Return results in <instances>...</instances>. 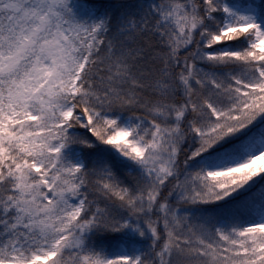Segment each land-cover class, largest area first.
Wrapping results in <instances>:
<instances>
[{"label": "snow or ice", "instance_id": "snow-or-ice-1", "mask_svg": "<svg viewBox=\"0 0 264 264\" xmlns=\"http://www.w3.org/2000/svg\"><path fill=\"white\" fill-rule=\"evenodd\" d=\"M0 264H264V0H0Z\"/></svg>", "mask_w": 264, "mask_h": 264}, {"label": "trees", "instance_id": "trees-1", "mask_svg": "<svg viewBox=\"0 0 264 264\" xmlns=\"http://www.w3.org/2000/svg\"><path fill=\"white\" fill-rule=\"evenodd\" d=\"M72 3H73L74 6H75V5H78L79 0H72ZM75 10H76V11H79V8L76 7Z\"/></svg>", "mask_w": 264, "mask_h": 264}]
</instances>
